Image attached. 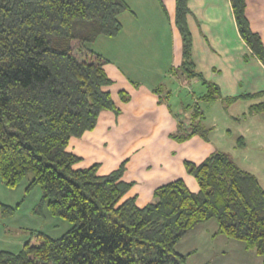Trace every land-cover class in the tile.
I'll return each mask as SVG.
<instances>
[{"label": "trees", "instance_id": "16d2710c", "mask_svg": "<svg viewBox=\"0 0 264 264\" xmlns=\"http://www.w3.org/2000/svg\"><path fill=\"white\" fill-rule=\"evenodd\" d=\"M189 1L176 0L181 68L207 84L204 99L212 101L220 89L191 59ZM231 4L242 38L264 63V44L251 29L246 0ZM127 10L125 0H0V177L16 188L31 175L26 192L42 190L36 212L46 205L70 225L57 238L32 231L20 251L0 249V264H188L189 254L177 245L211 219L220 234L264 256V189L228 153L215 151L198 164L185 161L197 192L176 179L157 187L144 206L128 196L132 184L122 179L124 164L106 175L98 174V164L75 167L81 158L68 150L71 138L93 130L102 111L116 110L106 89L113 82L108 60L92 44L100 36H117ZM255 111H264V103L253 104L249 113ZM203 118L196 103L188 128L180 123L172 137L208 139L211 129ZM18 206L0 204L6 215Z\"/></svg>", "mask_w": 264, "mask_h": 264}, {"label": "crops", "instance_id": "0c3cea01", "mask_svg": "<svg viewBox=\"0 0 264 264\" xmlns=\"http://www.w3.org/2000/svg\"><path fill=\"white\" fill-rule=\"evenodd\" d=\"M130 1L139 6V13L131 5L130 15H125V26L122 24L121 32L112 38H118L119 42L112 40L110 47H106L105 40L100 43L97 40L99 49L94 48L108 60L105 70L113 82L106 89L112 95L116 110L102 111L96 127L80 137H72L68 150L81 158L76 168L98 164L99 175H106L124 164L122 179L132 184L128 196H136L138 205L144 206L154 199L157 187L176 179H183L191 191L197 192L198 182L188 173L185 161L201 163L216 149L209 138L200 135L183 142L172 137V133H178L180 123L188 128L194 105L206 102L204 95L208 91L207 84L200 78L188 77L181 68L183 39L175 24L176 0ZM189 7L188 23L193 35L196 70L204 74L202 66L208 65L204 69L213 77L217 75V79L206 78L221 92L220 97L213 100L226 103V107L239 104L245 108L243 111L228 109L233 119L241 116L250 120L258 116L259 112L249 111L253 104L264 103L260 101L264 98V63L242 38L231 0H190ZM246 15L251 29L259 34L264 44V0H246ZM163 18L169 19L174 39L166 61L163 52L154 53L164 37L157 32V23ZM140 22L148 27L147 32L146 28L136 30ZM148 33H152L151 38ZM112 43L127 56L114 60ZM209 56L218 59L213 63L206 60ZM124 60L134 70H126L122 65ZM166 75H170L169 81L174 85L165 82ZM179 85L187 90V96H173V88ZM124 94L130 98L124 100ZM244 138V135L239 136L245 149ZM24 180L20 185L26 189L31 179ZM66 228L64 232L70 225ZM177 249L189 254L188 264H192V257L200 250H205L200 264H264V256L248 250L243 241L220 234L216 219L197 225L184 236ZM196 262L199 260L193 264Z\"/></svg>", "mask_w": 264, "mask_h": 264}, {"label": "rangeland", "instance_id": "374dc122", "mask_svg": "<svg viewBox=\"0 0 264 264\" xmlns=\"http://www.w3.org/2000/svg\"><path fill=\"white\" fill-rule=\"evenodd\" d=\"M125 1L129 4L130 8L132 5V7L135 8L139 13V6L136 7L130 0ZM129 11L130 10L123 12V14L119 17L121 23L124 26L127 21L125 15H130ZM144 19H146V15L144 16ZM157 26L159 28L157 32L161 33L164 37L163 40L157 44L158 47L154 48V53H158V51L161 53L163 52L164 61H166L165 59L172 51L174 42V39H172V27L170 25L169 19L167 18L166 20L163 18L161 20V23H157ZM142 28H146V25L142 22H140V24H136V30L138 32L139 29ZM148 34L150 35L149 38H151L152 33ZM112 38L114 37L100 36L97 40H99V43L102 42V40H105L106 47H110L112 40L119 42L118 38ZM96 41L92 45L98 50L99 43ZM119 49L120 48L117 49L115 45L114 47H112V51L115 55L114 60L123 59V57L127 56H123L121 50ZM192 58L193 55H191V59ZM217 59H210L209 56L206 60L212 61L214 63V61H217ZM243 64L244 63L242 61V66ZM122 65L126 70L130 72L131 70H134L133 66H129L125 62V60L124 62L122 61ZM199 65L201 67L200 62ZM202 67L201 68L203 69V71H206L204 72V74L201 72L205 78L208 77L211 79H217V75L213 77L211 76V74H209L208 69H204L208 67V65H204ZM169 77L170 75H166L164 80L166 83L169 82V85L172 86L174 84L172 83V81H169ZM173 93V96L179 95L181 97H184V95H188L187 90L180 85L173 88ZM262 100L264 101V98L260 99V101ZM257 101H259V99ZM201 105L202 109L204 110L203 122L204 124H207V127L212 128L209 133V141L212 144L213 148L216 149V152L218 150L229 153V155L232 156L237 162H239L245 170L254 173L258 177L260 184L264 189V111H260L258 116L255 115L250 120H247L245 118L242 119L241 116H238L239 118L237 120L229 116L228 109L230 111H238L239 109L243 111L245 108L242 106L239 107V104L232 106H230L229 104L226 107V103L213 100L202 102ZM239 113L241 114V112ZM254 113H257V111H255ZM240 135L245 136L244 139L247 142L245 149L239 144ZM31 178L32 176L28 175L24 181ZM41 192L42 190L40 186H36L30 192H26L25 187L22 185L17 186L16 188H9L2 182L0 177V204L3 205L7 203L12 207H16L19 205L15 211L7 215L4 214V210L0 208V249L10 250L13 252L20 251L24 243L31 236L32 231H45L53 237H59L67 229L66 227L69 226V222L62 219L61 217L51 215L46 205H44L41 211L36 212L37 206L42 198ZM56 223L58 224L57 226ZM203 257H205V250H200L198 251L197 255L192 257L191 263L193 264L194 261L199 260V262H196L195 264H200L202 263ZM188 261L190 262V260Z\"/></svg>", "mask_w": 264, "mask_h": 264}]
</instances>
